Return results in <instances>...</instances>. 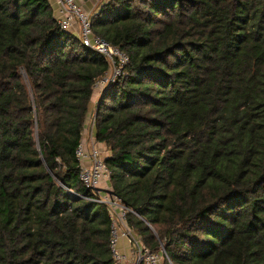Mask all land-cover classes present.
<instances>
[{
  "label": "trees",
  "instance_id": "1",
  "mask_svg": "<svg viewBox=\"0 0 264 264\" xmlns=\"http://www.w3.org/2000/svg\"><path fill=\"white\" fill-rule=\"evenodd\" d=\"M100 4L129 57L95 111L129 227L163 264H264V0ZM108 70L50 0H0V264H116L76 159Z\"/></svg>",
  "mask_w": 264,
  "mask_h": 264
},
{
  "label": "built area",
  "instance_id": "2",
  "mask_svg": "<svg viewBox=\"0 0 264 264\" xmlns=\"http://www.w3.org/2000/svg\"><path fill=\"white\" fill-rule=\"evenodd\" d=\"M83 0H57L55 18L62 30L75 34L82 44L105 57L109 70L94 84V96L101 101L102 95L112 87L117 79L126 75L125 68L129 64V57L120 48L114 47L100 36L93 29V14L86 10ZM97 105L87 120L86 125L91 124L95 128V111ZM84 139V137H83ZM92 147L89 149L87 143L82 140L76 150V159L79 163L80 181L88 189L95 192L93 201L104 203L110 213L111 238L110 248L116 264L128 263V257L119 248L121 239H126L135 247L133 264H163L166 259L165 250L156 252L144 247L139 237L129 227L127 216L131 211L125 206L113 192L110 184L111 172L106 165V151L99 147L96 137H92ZM105 190L101 191L100 188Z\"/></svg>",
  "mask_w": 264,
  "mask_h": 264
},
{
  "label": "crops",
  "instance_id": "3",
  "mask_svg": "<svg viewBox=\"0 0 264 264\" xmlns=\"http://www.w3.org/2000/svg\"><path fill=\"white\" fill-rule=\"evenodd\" d=\"M50 2H51V4H52V6H53V9H54V13H55V15H56V9H57V0H50ZM85 5H86V8H87V10H90L91 8H93V7H96L97 5H98V0H91V1H88V2H85ZM101 5V4H100ZM100 5L97 7V8H95L96 10L94 11V12H97L98 11V9H99V7H100ZM98 98H97V96H94L93 95V97H92V103H91V109H92V111H93V109L95 108V105H97V102H98ZM88 130H89V134L87 135L86 134V131H85V134H84V141L87 143V145H88V147H89V149H91V147H92V137L94 136V137H96V129L95 128H92V126H91V124H89L88 123ZM99 146H100V148L101 149H103V150H105L106 151V148H105V146L104 145H101V144H99V143H97ZM104 185V184H103ZM104 188H105V186H103ZM119 248H120V250H121V252L123 253V254H125L127 257H128V259H129V261H128V263H130V264H133V262H134V251H135V247L134 246H132L130 243H129V241L128 240H126V239H121L120 240V243H119ZM127 264V263H126Z\"/></svg>",
  "mask_w": 264,
  "mask_h": 264
},
{
  "label": "rangeland",
  "instance_id": "4",
  "mask_svg": "<svg viewBox=\"0 0 264 264\" xmlns=\"http://www.w3.org/2000/svg\"><path fill=\"white\" fill-rule=\"evenodd\" d=\"M96 1V0H95ZM102 2V0H98V5L96 6V7H93V8H91L90 10H87V8H86V5L84 4V6H85V8H86V10L87 11H89V12H91L92 14L93 13H95L94 11L96 10L95 8H97L99 5H100V3ZM88 124L87 125H85V129H84V134H85V131H86V134L88 135L89 134V130H88ZM100 147V146H99ZM106 148V147H105ZM106 151H108L107 149H106ZM104 153H105V150H104ZM107 153V152H106ZM103 186H105V184L103 185ZM100 190L101 191H104L105 190V188H100ZM134 253H135V251H134ZM127 264H130V263H127Z\"/></svg>",
  "mask_w": 264,
  "mask_h": 264
}]
</instances>
